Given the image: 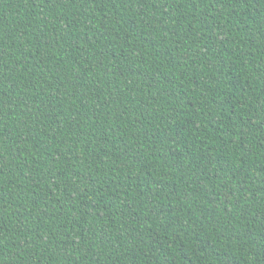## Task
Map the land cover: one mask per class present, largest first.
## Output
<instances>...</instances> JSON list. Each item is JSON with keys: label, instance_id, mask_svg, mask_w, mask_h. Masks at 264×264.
I'll use <instances>...</instances> for the list:
<instances>
[{"label": "trees", "instance_id": "obj_1", "mask_svg": "<svg viewBox=\"0 0 264 264\" xmlns=\"http://www.w3.org/2000/svg\"><path fill=\"white\" fill-rule=\"evenodd\" d=\"M0 264H264V0H0Z\"/></svg>", "mask_w": 264, "mask_h": 264}]
</instances>
